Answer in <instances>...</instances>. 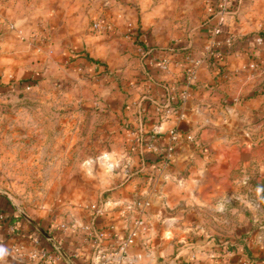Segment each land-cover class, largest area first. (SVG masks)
Returning a JSON list of instances; mask_svg holds the SVG:
<instances>
[{"label": "crops", "instance_id": "obj_1", "mask_svg": "<svg viewBox=\"0 0 264 264\" xmlns=\"http://www.w3.org/2000/svg\"><path fill=\"white\" fill-rule=\"evenodd\" d=\"M96 3L101 10L109 11L107 5L111 1L108 0H0V82H18L27 72L32 73V78L43 76L55 61L60 60L54 54L59 51L69 53L73 46L85 48L90 56L93 53L105 56L109 68L117 71L128 87H124L127 93H120L108 89L109 86L103 98L106 111L115 115L122 124V140L130 151L127 162L134 170L125 177L121 188L88 203L71 206L65 220H56L49 227H39L15 205H8L9 197L0 191V206H8L13 213L10 221L16 223L20 230L18 237L12 238L0 225V264H37L19 257L13 250L18 243L30 246L33 238L40 237L34 226L45 231L41 242L51 245L60 255L57 261L43 264H101V256L108 255L125 235L120 209L146 196L151 200L149 230L131 249L132 253L143 254V260L138 264H156L174 254L179 264H264V246L255 243H240L234 249L224 242L214 251L199 245L202 250L194 249L190 254L176 243L177 237L178 241L184 239L179 231L193 224L186 215L190 204L214 196L218 199L219 208L223 200L235 193L241 174L234 171L251 165L256 142L246 137L242 141H234L233 138L239 136L226 133L233 127L235 113H242V110L250 114L264 112L263 99L249 95L252 87L245 86L246 83L233 87L230 82L221 81L219 70L206 60L208 41L204 24L198 28L200 34L197 29L190 35L193 40L184 39L188 35L185 37L183 32L170 29L165 35L160 30L146 32L143 27L139 35L138 30L133 32L136 36L132 39L127 34L121 35L122 28L116 33L98 32L95 35L88 33V23H82L81 19L85 6L89 8ZM155 16L152 20L159 21L156 25L159 29L160 15ZM118 22L122 24L124 21L120 19ZM11 24H15L23 34L11 29ZM48 35L52 37L49 44L42 46L37 43L38 38ZM198 35L201 41L196 38ZM80 38L82 42L78 43ZM135 38L148 50V55H142L135 47ZM198 41L202 42L203 52L192 48ZM248 50L260 51L259 54L263 55L259 48L250 46ZM113 51L120 54L118 63L114 61ZM84 54L87 55L79 54L71 64V70L94 72L98 69L101 72L102 66L91 64L87 57L81 56ZM191 56L195 57L191 59ZM232 56L222 62L225 68H229L227 63ZM164 59L168 63L167 70L160 68ZM189 65L196 67V77L188 90L187 104L179 112L162 118L156 112V103L166 102L171 93L177 97L182 95L187 89ZM28 85H32L31 82H27ZM177 124L183 137L171 164L161 168V161L157 162V149L167 143L168 131ZM152 133L159 136L155 148L148 146ZM205 183L210 189L201 191L200 187ZM97 202L106 208L105 214L96 220L98 226L114 228L112 239L103 243L101 253L92 247L79 228L90 223L91 205Z\"/></svg>", "mask_w": 264, "mask_h": 264}, {"label": "rangeland", "instance_id": "obj_2", "mask_svg": "<svg viewBox=\"0 0 264 264\" xmlns=\"http://www.w3.org/2000/svg\"><path fill=\"white\" fill-rule=\"evenodd\" d=\"M108 1H111L108 12L101 10L98 3L85 6L81 22L87 21L88 33H100L93 27L98 20L112 22L114 33L122 28L123 36L129 30H138L139 35L143 27L149 33L160 30L166 35L170 29L183 32L185 37L188 35L184 39L193 40L190 35L202 24L207 27V41L215 29L221 31L217 36L221 42L228 36L264 33V0H230V10L221 5L224 0ZM153 15L156 18L160 15L159 29L156 26L159 21H153ZM120 19L124 21L122 24L118 22ZM197 32L200 34L199 29ZM51 38L42 36L37 43L44 46ZM196 38L201 41L199 35ZM201 43L198 41L192 48H197V52L204 50ZM249 48H228V56H234L220 79L233 87L246 83L245 86L252 87L249 95L261 96L264 104V56ZM253 48L259 47L253 44ZM69 50L55 53L60 60L43 76L32 78V73L27 72L18 82H0V191L39 227L65 220L73 205L118 190L134 170L127 162L130 151L122 140V124L106 111L103 98L109 86L112 91L127 93L126 83L117 71L109 68L105 56L98 53L90 56L81 46ZM82 53L87 54L81 56L87 57L91 64L98 61L96 65L102 66L101 72L71 70V64ZM117 53L113 55L115 63L119 61ZM250 59H256L259 67L251 68ZM190 68L193 66L189 65L187 71ZM27 82H31L30 88ZM233 117V127L226 134L239 136L234 141L252 138L256 142L254 160L249 166L235 169V173L241 174V181L231 198L223 200L219 208L214 196L187 207L186 215L193 224L179 231L184 239L178 241L177 237L176 243L188 254L194 249L202 250L199 245L214 251L224 242L234 249L248 242L264 246V112L250 114L242 110ZM200 189L210 187L205 183ZM171 258L176 255L167 257Z\"/></svg>", "mask_w": 264, "mask_h": 264}, {"label": "built area", "instance_id": "obj_3", "mask_svg": "<svg viewBox=\"0 0 264 264\" xmlns=\"http://www.w3.org/2000/svg\"><path fill=\"white\" fill-rule=\"evenodd\" d=\"M224 4L226 10H230V0H224L221 5ZM94 29L97 32H113L114 25L112 22H102L100 20L96 21L93 24ZM11 29L18 30L19 34H23L21 29H18L15 24L10 25ZM134 30V29H133ZM219 29L211 30V35L209 36L208 43L206 45V60L210 57L220 58L223 56V51L232 48L233 44L236 42L237 37L228 36L225 39V43L218 40L217 36L220 35ZM127 35L132 38L133 32L128 31ZM138 36V35H137ZM224 43V46L222 45ZM49 44V43H47ZM133 44L139 50L142 55H148V50L143 47L141 42L136 38L133 40ZM259 48L264 44V37H257L254 40ZM230 53V50L228 51ZM260 63L258 61L252 60L250 67L253 69L258 68ZM193 68L188 69L187 71V89L183 91L180 97H177L174 93H171L168 96V100L162 103H156V112L162 117L172 115L175 112H179L180 109H183L188 101V90L193 85V82L196 77V67L192 65ZM161 70L168 69L167 60H162L160 64ZM31 85H28L27 88H30ZM264 96V92H263ZM183 135L179 129L178 124L173 126L167 134V143L162 144L157 149V158L161 159V168H165L171 164V161L175 155V151L179 143L181 142ZM151 142L149 143L150 148H155L158 142L159 136L157 133H152ZM151 206V200L148 196L139 197L132 201L131 203L123 206L120 209L123 226L125 228V235L118 240L116 245L111 249V252L108 255H102L100 258L101 264H138L143 260V254L141 253H132L131 249L134 247L138 240L143 237L149 230V208ZM91 221L88 224L80 225V231L85 235V239L90 242L92 247L101 253L100 249L103 243L107 239H112L114 228L110 227H100L98 226L96 220L97 218L105 214L106 208L105 205H102L100 202L93 203L91 205ZM0 225L4 226L7 230V233L12 237L16 238L19 235V228L16 223L9 221L6 217L0 213ZM62 227L66 228L65 225ZM17 233V235H16ZM50 246V247H49ZM55 249V248H54ZM51 245L43 244L40 238H33V242L30 246L25 244L18 243L14 246L13 250L16 255L19 257H25L29 261L37 264L43 263H53L57 261L60 255L54 250Z\"/></svg>", "mask_w": 264, "mask_h": 264}, {"label": "trees", "instance_id": "obj_4", "mask_svg": "<svg viewBox=\"0 0 264 264\" xmlns=\"http://www.w3.org/2000/svg\"><path fill=\"white\" fill-rule=\"evenodd\" d=\"M233 6V4H232ZM211 35V33H210ZM257 37H264V33H251V34H247L244 36H238L236 42L233 44V48H235L236 46H238L239 48L243 49L244 47L248 46H252L254 44V40ZM261 50L263 51V56H264V44L261 47ZM223 56L220 58H215V57H210L208 59V62L210 65H212L213 67L217 68L219 70L220 75H224V70H225V66L222 64L223 61H226V58L228 57V55L230 53H228V51H223ZM94 63L99 64L98 61H94ZM161 161L160 158H157V162ZM8 205H11V202H8ZM0 213H2L6 219H8L10 221V219L12 220V211L8 208V206L2 207L0 206ZM34 230L36 231V233L40 236L39 238L41 239L42 237H44V234L34 226ZM19 234H20V230H18ZM47 233L52 234L51 232L47 231Z\"/></svg>", "mask_w": 264, "mask_h": 264}, {"label": "water", "instance_id": "obj_5", "mask_svg": "<svg viewBox=\"0 0 264 264\" xmlns=\"http://www.w3.org/2000/svg\"><path fill=\"white\" fill-rule=\"evenodd\" d=\"M41 232L45 233L44 230L40 229ZM156 264H179L176 258H171V259H162L159 260Z\"/></svg>", "mask_w": 264, "mask_h": 264}]
</instances>
